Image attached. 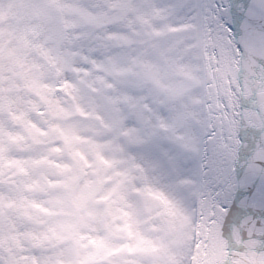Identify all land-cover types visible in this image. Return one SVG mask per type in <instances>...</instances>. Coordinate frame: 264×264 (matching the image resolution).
Instances as JSON below:
<instances>
[{"label":"rangeland","instance_id":"obj_1","mask_svg":"<svg viewBox=\"0 0 264 264\" xmlns=\"http://www.w3.org/2000/svg\"><path fill=\"white\" fill-rule=\"evenodd\" d=\"M162 3L0 0V264L189 263L202 71Z\"/></svg>","mask_w":264,"mask_h":264},{"label":"snow or ice","instance_id":"obj_2","mask_svg":"<svg viewBox=\"0 0 264 264\" xmlns=\"http://www.w3.org/2000/svg\"><path fill=\"white\" fill-rule=\"evenodd\" d=\"M159 11L178 21L177 26L203 30L215 53L226 47L240 61L247 60L248 50L261 53L257 64L264 70V0H163ZM239 115V114H238ZM237 116H234V120ZM215 133L209 134L211 141ZM239 143L247 141L237 137ZM248 158L237 148L235 155L226 154L219 146L204 149L195 170L193 206L194 223L201 232L213 236L239 234L243 241H256L264 246V163L254 171ZM206 241L194 238V248L205 251ZM192 264H207L203 259ZM223 264H232L225 260Z\"/></svg>","mask_w":264,"mask_h":264},{"label":"water","instance_id":"obj_3","mask_svg":"<svg viewBox=\"0 0 264 264\" xmlns=\"http://www.w3.org/2000/svg\"><path fill=\"white\" fill-rule=\"evenodd\" d=\"M260 55L259 52L248 50L247 60L241 61L239 65L240 76L237 88L245 103L244 129L245 141H247L245 149L262 150L264 153V70L257 64ZM191 153L196 156V152ZM261 254L257 248L249 253L251 260L261 259ZM243 260L245 258H241V264H245Z\"/></svg>","mask_w":264,"mask_h":264},{"label":"bare ground","instance_id":"obj_4","mask_svg":"<svg viewBox=\"0 0 264 264\" xmlns=\"http://www.w3.org/2000/svg\"><path fill=\"white\" fill-rule=\"evenodd\" d=\"M199 32H200V29H197V37H199Z\"/></svg>","mask_w":264,"mask_h":264}]
</instances>
